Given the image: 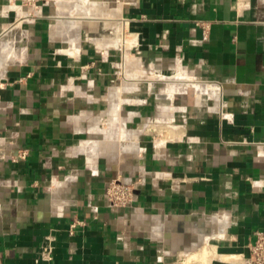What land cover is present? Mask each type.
Listing matches in <instances>:
<instances>
[{"label":"crops","instance_id":"obj_1","mask_svg":"<svg viewBox=\"0 0 264 264\" xmlns=\"http://www.w3.org/2000/svg\"><path fill=\"white\" fill-rule=\"evenodd\" d=\"M71 1L0 0V264H247L264 0H94L79 26ZM114 178L131 206L109 202Z\"/></svg>","mask_w":264,"mask_h":264},{"label":"built area","instance_id":"obj_2","mask_svg":"<svg viewBox=\"0 0 264 264\" xmlns=\"http://www.w3.org/2000/svg\"><path fill=\"white\" fill-rule=\"evenodd\" d=\"M35 1V0H30ZM27 152L23 150L17 157L25 158ZM120 179H113L109 182L107 186V197L109 202L114 206H121L129 204L133 200V190L134 185L131 183H123L119 181ZM72 228L76 227V223L71 225ZM40 258L51 259L50 245L45 244L41 247ZM247 264H264V226L258 229L255 233V239L250 245V255L247 260Z\"/></svg>","mask_w":264,"mask_h":264},{"label":"rangeland","instance_id":"obj_3","mask_svg":"<svg viewBox=\"0 0 264 264\" xmlns=\"http://www.w3.org/2000/svg\"><path fill=\"white\" fill-rule=\"evenodd\" d=\"M27 1V3H28V6L30 7V8H32V7H34V5L36 6V5H38L37 3H39V5H42V4H45V3H47V5H44V10L42 11V12H44V14H45V11H47V10H50L51 8H52V1L54 2L55 0H36L35 2L36 3H34V1H30V0H26ZM43 2H45V3H43ZM46 6V7H45ZM64 9V8H63ZM31 12H32V10H31ZM30 18V17H29ZM53 23H55L54 21H53ZM29 26V25H28ZM110 33L108 32V30L106 29V27L105 26H103V27H101L100 29H99V32H91V33H89V35H88V37H87V39L88 40H95V38L97 37V38H99V39H101L102 38V35L103 36H106V35H109ZM15 33L14 32H12V33H9L8 34V37H6V38H1L0 37V40H9V39H13V41H16V37H15ZM122 36L123 38H125V39H127V32H126V28H125V31L124 30H120V34H119V36ZM14 46L16 47V49H20V48H18L20 45H18V46H16V42H14ZM122 65V64H121ZM120 70H121V68H120ZM168 75H173L172 73L171 74H168ZM178 77H183L181 74H178ZM155 87H157V88H159V84H157ZM192 89L190 88L189 89V99H190V101H192L191 100V91ZM179 100L181 99V97H179L178 98ZM114 179H117V178H114ZM118 179H120V178H118ZM111 180H113V179H111ZM111 180H109V182L111 181ZM120 182H123L124 183V181H122L121 179L119 180ZM109 182H108V184H109ZM138 182V181H137ZM125 183H130V182H125ZM108 184H107V186H108ZM131 185H134L135 186V182H133V183H131ZM106 189H107V187H106ZM107 192V191H106ZM133 203V201H131L129 204H126V205H121L120 207H122V208H126V207H129V206H131V204ZM158 231V230H157ZM159 232V231H158ZM212 253V252H211ZM211 253H210V251L208 252H205L204 253V258H209V254L211 255Z\"/></svg>","mask_w":264,"mask_h":264},{"label":"bare ground","instance_id":"obj_4","mask_svg":"<svg viewBox=\"0 0 264 264\" xmlns=\"http://www.w3.org/2000/svg\"><path fill=\"white\" fill-rule=\"evenodd\" d=\"M69 1L70 0H55L54 3H55V6H56V10L58 9H66L69 4ZM101 2V0H100ZM99 2V3H100ZM71 3H75V9H76V12L75 15L77 16H73L75 18H71L72 20H69L68 22L75 25V26H79L80 25V22L82 23V21L80 20L81 17H86L88 11H90V8H92L91 6L93 5H98L99 3L94 1V0H72ZM53 6V5H52ZM103 6V5H102ZM94 7V6H93ZM100 7V6H99ZM101 8V7H100ZM102 9V8H101ZM103 10V9H102ZM115 10V9H114ZM120 11V10H119ZM58 12V11H57ZM59 12H61L59 10ZM102 13H105V12H102ZM112 13V12H111ZM108 14V13H107ZM116 16V15H115ZM87 18V17H86ZM63 20H61L60 22H62ZM66 21V20H65ZM84 21V20H83ZM60 24V23H59ZM63 24V23H62ZM122 27V26H121ZM71 28V27H70ZM5 57V56H4ZM1 56V58H4ZM138 83V82H137Z\"/></svg>","mask_w":264,"mask_h":264}]
</instances>
